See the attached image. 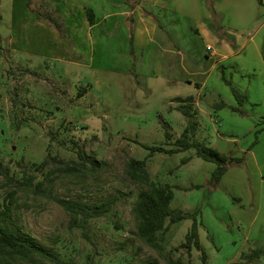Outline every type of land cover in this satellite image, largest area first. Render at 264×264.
Segmentation results:
<instances>
[{
  "label": "rangeland",
  "instance_id": "rangeland-1",
  "mask_svg": "<svg viewBox=\"0 0 264 264\" xmlns=\"http://www.w3.org/2000/svg\"><path fill=\"white\" fill-rule=\"evenodd\" d=\"M225 1L229 4L224 5ZM1 2L0 161L13 181L0 175V208L7 194L15 190L12 216L16 224L67 262L82 264L89 257L93 264H201L198 250L180 247L192 219L170 224L159 233L157 246L136 235L132 208L147 185L131 179L126 169L129 158H147L150 180L173 186L170 206L197 211L206 264H264V3L213 0L210 4L201 0V7L210 13L216 3L222 9L231 6V21L227 12L215 11L219 24L234 27L241 48L247 44L218 70L209 67L207 73H188V83L203 82L199 96L195 85L184 81L161 84L148 64L128 72L126 53L108 56L117 46L123 50L125 43L119 34L98 39V49L103 46L105 59H109L97 65L96 78L92 77V66L41 55L36 48L41 37L36 40V35L42 31H48L46 38L52 48L61 46L60 39L51 33L49 18L42 19L46 24L41 26L31 25L33 17L26 28L10 32L11 1ZM77 2L94 5L101 15L103 0ZM41 4L46 6L48 0ZM79 11L80 15L83 8ZM184 20L187 22V18L176 21L179 33L185 29ZM185 38L190 39L188 35ZM191 41L195 45L196 39ZM194 59L201 66L205 64L203 54ZM223 77L247 95L243 112L231 108L237 101ZM97 79L98 86L92 88ZM83 86L87 89L78 96ZM192 93L197 97L194 107L201 124L195 138L241 159L228 165L217 183H210L215 164L198 157L194 148L167 154L149 153L143 147L164 144L166 131L172 134L170 141L180 135L187 120L169 100ZM219 100L226 105L215 110L213 105ZM77 148L99 162L95 170L89 163H74L79 162ZM27 175H33L35 181L42 179L51 196L96 206L101 213L87 222L89 238L83 234L81 221L72 220L53 198L16 183ZM255 250L261 251L257 257L251 256ZM0 264L32 263L0 257Z\"/></svg>",
  "mask_w": 264,
  "mask_h": 264
},
{
  "label": "crops",
  "instance_id": "crops-1",
  "mask_svg": "<svg viewBox=\"0 0 264 264\" xmlns=\"http://www.w3.org/2000/svg\"><path fill=\"white\" fill-rule=\"evenodd\" d=\"M10 1L8 10L12 27L10 32L26 28L27 22L33 17L36 19L34 23L31 21V25L43 26L46 24L43 20L50 16L51 23H49L53 25L51 33L60 39L61 46L57 50L52 48L46 38L48 31H42L36 35V40L41 37L40 45L37 44L36 48L40 50L41 55L51 54L58 61L86 67L92 66L93 78H96L95 73L99 69L97 65H103V61L109 59H105L107 54L102 51L103 46H99L98 49V39L107 40L119 34L125 43L124 48L118 50L119 46H117L111 49V55L108 56L117 55L118 51L126 53L125 62L129 64L127 65L128 72L130 69L135 72L134 69L148 64L153 77L160 80L161 84L171 85L176 81L180 83L184 81L195 85L197 88L195 93L199 95L203 82L190 80L188 83V79H185L188 78V73L193 74L194 71L196 74L198 71L207 73L209 67L218 70L228 58L241 52L247 44L246 42L241 48L234 27L219 24L216 12H227L231 21L233 11L231 6L228 9L220 8V3L214 4L210 13L201 7V0H103L101 15H99L94 5L92 7L87 2L78 3L77 0H48L46 6L41 4L42 0ZM212 2L213 0H209L210 4ZM256 2L262 5L264 0L261 3L258 0ZM223 4L227 5L229 2L225 1ZM79 7L83 8L80 15L78 14ZM43 8L44 13L42 14ZM87 9H92L94 12L91 21L86 15ZM51 11L55 13L54 17ZM1 13L3 14L2 2L0 3V15ZM178 18H187V22L184 20L185 29L181 33L177 30ZM234 23L238 24L237 21ZM187 35L189 40L185 38ZM192 38L196 39L195 45L191 41ZM251 41L248 42L257 47V44ZM200 54L205 57L203 66L197 64L194 59V56L198 57ZM98 57L100 58L99 63ZM207 62H210L211 66ZM30 69L32 71L31 67ZM96 86H98V79L94 85H91L92 88ZM195 93L191 95L197 99ZM219 101L213 105L215 110L220 109L216 108ZM169 102H172V98ZM197 115L199 116V111L196 114L197 129H199L201 124Z\"/></svg>",
  "mask_w": 264,
  "mask_h": 264
},
{
  "label": "trees",
  "instance_id": "trees-1",
  "mask_svg": "<svg viewBox=\"0 0 264 264\" xmlns=\"http://www.w3.org/2000/svg\"><path fill=\"white\" fill-rule=\"evenodd\" d=\"M258 2L261 3L262 0H258ZM86 15L89 21H91L92 16L94 15L93 10L87 9ZM48 18H50V16H48ZM223 80L230 86L233 96L237 101V106H231V108L243 112L242 105L247 100V95L240 92L229 80H226L224 77ZM86 87L87 86H83V91L78 92V96L85 93L84 91H86ZM172 101L176 103V109L186 118L187 125L183 128L180 135L173 138L172 141H170L172 134L166 131L165 138L167 141H165L164 144L150 146L143 145V147L147 148L149 153L164 152L167 154H175L189 148H194L198 157L204 161L213 162L215 164V167L210 174V183L219 182L225 174L228 165L231 163H239L241 159L230 154L222 153L216 148L195 138L198 123L195 119L197 109L194 107L195 97L193 95H187L185 97L176 96L172 98ZM225 105L226 103L223 100H220L217 103L216 108H221ZM72 142L77 146L76 142ZM165 145H169V147H166ZM76 154L79 158V162H74L76 165L85 166L86 163H89L93 170L98 167L99 162L92 156L86 157L80 148L76 149ZM146 162L147 158L138 159L131 157L128 160L126 169V173L131 179L147 185V189L142 190L137 195L132 208L136 220V235L143 239L147 244L157 246L159 233L167 230L170 224L187 218L192 219L191 225L184 236V240L180 243V247L185 248L188 251L193 248L198 250L201 254V264H206L207 254L202 248L199 240L198 222L196 218L197 211L190 212L172 208L170 202L173 198V186L167 182L155 183L151 181L146 170ZM45 163L46 160L42 162V164ZM0 175H3L9 181H13V178L8 177V168L2 166L1 161ZM34 178L33 175L23 176L20 180H16V183H21L26 188H29L36 193L53 198L70 214L72 220L75 221L78 219L81 221L83 234L85 237L89 238L86 229L87 222L90 218L101 213L100 211H97L96 206L84 202L70 201L51 196L49 192L45 190L43 180L39 179L35 181ZM15 193V190H11L7 194V197L3 199L2 207L0 208V257L21 259L32 264H49L48 262L56 264H77L64 261L55 249L39 242L14 222L12 211ZM260 253L261 251L259 250L252 251L251 256L257 257ZM247 256L248 254L245 256V259ZM82 264L93 263L91 258L87 257ZM171 264L182 263L180 261H175L171 262ZM240 264L243 263L241 262Z\"/></svg>",
  "mask_w": 264,
  "mask_h": 264
}]
</instances>
